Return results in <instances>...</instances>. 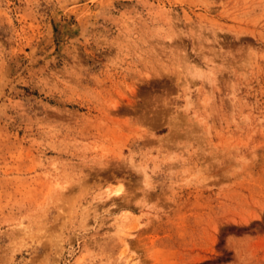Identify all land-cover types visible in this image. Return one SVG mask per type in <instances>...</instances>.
I'll return each mask as SVG.
<instances>
[{
	"label": "rangeland",
	"instance_id": "obj_1",
	"mask_svg": "<svg viewBox=\"0 0 264 264\" xmlns=\"http://www.w3.org/2000/svg\"><path fill=\"white\" fill-rule=\"evenodd\" d=\"M0 264H264V0H0Z\"/></svg>",
	"mask_w": 264,
	"mask_h": 264
},
{
	"label": "bare ground",
	"instance_id": "obj_2",
	"mask_svg": "<svg viewBox=\"0 0 264 264\" xmlns=\"http://www.w3.org/2000/svg\"><path fill=\"white\" fill-rule=\"evenodd\" d=\"M119 192H120V189H117L116 191H115V193L118 195L119 194Z\"/></svg>",
	"mask_w": 264,
	"mask_h": 264
}]
</instances>
